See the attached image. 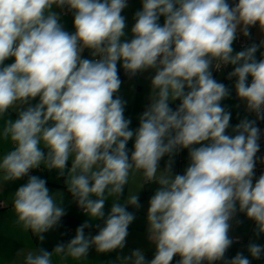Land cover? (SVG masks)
I'll return each instance as SVG.
<instances>
[{
	"label": "clouds",
	"instance_id": "obj_1",
	"mask_svg": "<svg viewBox=\"0 0 264 264\" xmlns=\"http://www.w3.org/2000/svg\"><path fill=\"white\" fill-rule=\"evenodd\" d=\"M53 5L73 13L74 33L64 30ZM127 6L128 0H0V117H6L3 139L14 144L0 161V178L16 181L42 165L64 176L71 159L68 192L91 221L104 222L92 236L85 235L86 221L67 244L30 251L23 264H53L54 254L86 259L92 247L97 253L122 250L135 219L127 207H141L138 194L113 202L106 218L104 206L107 196H122L130 174L141 170L158 185L147 211L156 252L147 261L136 249L118 257L119 264H171L176 255L178 264H251L243 253L231 260L225 254L234 243L232 222L241 223L238 212L255 222L257 237L264 234V173L254 182L257 160L264 164L257 158L264 134L257 126L264 120V52L256 57L264 39L235 54L233 43L256 25L264 33V0H142L133 38L122 42ZM85 49L92 59L82 58ZM9 58L14 62L5 65ZM118 62L130 78L155 71L150 103L135 130L117 95ZM229 65L227 79L235 78L237 97L256 116L240 120L233 135L227 133L231 113L221 105L230 90L212 74ZM177 100L173 110L170 102ZM9 110L18 118H8ZM183 149L189 164L174 174V157ZM13 208L16 223L40 242L66 215L62 195L38 176H28L16 190ZM247 251L260 259L264 245L250 242Z\"/></svg>",
	"mask_w": 264,
	"mask_h": 264
},
{
	"label": "crops",
	"instance_id": "obj_2",
	"mask_svg": "<svg viewBox=\"0 0 264 264\" xmlns=\"http://www.w3.org/2000/svg\"><path fill=\"white\" fill-rule=\"evenodd\" d=\"M142 9V0H128V6L122 11L121 15L126 18L125 36L121 38L123 41H130L133 36L131 29L135 24L134 15L137 11ZM53 11L57 12L61 16V24L65 31L74 33V15L64 9L57 8L53 5ZM164 17L161 16L159 24L162 26L164 23ZM242 34H238V37ZM243 36V35H242ZM246 38V37H245ZM264 39V33H261L259 26H253L250 29V36L246 38V43L243 46H237V40L233 43L234 53L242 50L244 46L252 43L259 44ZM261 52H264V48H261L256 53L257 60L261 59ZM82 58L92 59L91 52L85 49L82 52ZM14 62V58H9L5 61V65H10ZM122 62H118V75L122 81L121 87L117 95H119L124 101H126L124 115L125 118L130 119V129L135 130L139 127V117L144 112L146 107L150 103L151 94V78L155 75V71L149 69L143 73H138L134 77H129L121 66ZM233 70V66L229 65L227 70L221 68L220 70H212L213 77L223 84H225L230 90V96L223 101L221 105L230 111V128L227 133L233 135L231 129L240 120L248 118L252 120V113H249L246 109V102L240 100L237 97L235 91V78L232 80L227 79L228 73ZM249 83L251 77L248 78ZM115 98V97H114ZM39 102V97L30 101L31 105H35ZM171 103V102H170ZM27 107V105L23 106ZM8 118L15 120L18 118V113L14 110H9ZM6 117H0V161H2L4 155L14 148L11 140H4L2 136L4 121ZM43 147V145H41ZM134 138L129 140L127 149L129 151V157L134 150ZM46 151V150H45ZM168 157L165 156L159 162L161 170L165 167V163ZM189 164L188 150L183 149L179 151L174 157L173 168L179 170V174H183L184 170ZM71 167V159L67 162L65 169V175L59 176L58 170H48L42 165L40 168L31 169L28 176H38L46 180V186L53 194L60 193L63 199V207L66 210V215L62 217L59 226L50 230L44 234L45 239L43 242L39 241L37 235H34L32 231L25 230L21 225L16 223L17 216L13 208V195L16 190L26 184L28 176H25L16 181H2L0 178V202L3 203V207L0 209V264H23L28 252H35L38 248H44L47 251H52L57 244H67L75 236L77 227L86 221L90 224V227L85 229V235H96L100 227L104 226L103 220L91 221L87 215L77 206L72 195L67 190L65 180L67 178L68 168ZM174 173V172H173ZM175 174V173H174ZM255 182V179H254ZM3 183V184H2ZM158 185L155 182H148L145 180L143 171H136L130 174L128 183L124 186V192L119 198L115 195L107 196L105 202L104 212L105 218L110 213L113 202L125 203L128 197L138 194L139 203L141 207L139 209L132 206L127 207V211L135 214L134 221L129 225L128 233L126 237L125 247L114 250L110 253H97L95 247L89 249L86 259L75 260L71 257L62 259L60 255L54 254L52 257L53 264H119L118 257L122 260L124 257L130 255L134 250L140 249L143 251L147 261H151L154 258L156 252V246L148 238V224H147V211L149 207V200L154 194ZM57 202H59V195L57 196ZM240 224H236L235 220L232 222V228L229 232L230 237L233 239L239 238V241H234L225 254L226 260H231L235 255L243 253L249 258L251 264H264V254L260 259H253L247 251V245L250 242H255L260 245H264V234L259 237L255 235V222L248 219L244 213H237V217ZM99 226V227H98ZM181 258L179 255L173 257L171 264H178ZM215 264H223V261L215 262Z\"/></svg>",
	"mask_w": 264,
	"mask_h": 264
},
{
	"label": "built area",
	"instance_id": "obj_3",
	"mask_svg": "<svg viewBox=\"0 0 264 264\" xmlns=\"http://www.w3.org/2000/svg\"><path fill=\"white\" fill-rule=\"evenodd\" d=\"M246 41H247L246 38L244 36L240 35L238 37L236 45L237 46H243L246 43ZM227 67L228 66H224L222 68L227 70ZM215 71H217V70H215ZM252 120H256V116L254 113H252ZM257 126L261 129L262 133H264V120H257ZM259 144H260V151L257 153V158H264V134L261 135V138L259 140ZM173 172L175 174H179V170L176 168H173ZM262 173H264V164L260 163L259 159H258L256 167L254 169V179H257ZM3 206H4L3 203L0 202V209ZM239 240H240L239 238L234 239V241H239Z\"/></svg>",
	"mask_w": 264,
	"mask_h": 264
},
{
	"label": "trees",
	"instance_id": "obj_4",
	"mask_svg": "<svg viewBox=\"0 0 264 264\" xmlns=\"http://www.w3.org/2000/svg\"><path fill=\"white\" fill-rule=\"evenodd\" d=\"M228 2H229L230 4H233V5H234V3H235V2H238V0H228ZM215 72H216V71H215ZM179 103H180V101L177 100V101L171 102L169 106H170L173 110H175V109L178 107Z\"/></svg>",
	"mask_w": 264,
	"mask_h": 264
}]
</instances>
